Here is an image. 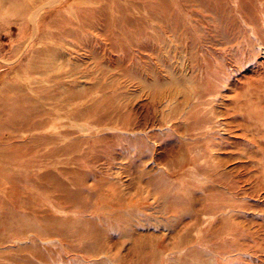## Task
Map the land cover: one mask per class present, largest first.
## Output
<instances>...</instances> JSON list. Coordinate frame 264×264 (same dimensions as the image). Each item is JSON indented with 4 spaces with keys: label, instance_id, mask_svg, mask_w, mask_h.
<instances>
[{
    "label": "rangeland",
    "instance_id": "rangeland-1",
    "mask_svg": "<svg viewBox=\"0 0 264 264\" xmlns=\"http://www.w3.org/2000/svg\"><path fill=\"white\" fill-rule=\"evenodd\" d=\"M0 264H264V0H0Z\"/></svg>",
    "mask_w": 264,
    "mask_h": 264
},
{
    "label": "bare ground",
    "instance_id": "bare-ground-1",
    "mask_svg": "<svg viewBox=\"0 0 264 264\" xmlns=\"http://www.w3.org/2000/svg\"><path fill=\"white\" fill-rule=\"evenodd\" d=\"M37 11V10H36ZM34 79V78H33ZM22 80V79H21ZM32 81V80H31ZM53 83V82H52ZM47 84V83H46ZM50 85V84H49ZM52 86V85H51ZM36 94V93H35ZM37 95V94H36ZM40 101V100H39ZM66 120V119H65ZM59 122V121H58ZM57 129V128H56ZM51 130V129H50ZM32 135V134H31ZM57 137H59V136H57Z\"/></svg>",
    "mask_w": 264,
    "mask_h": 264
}]
</instances>
